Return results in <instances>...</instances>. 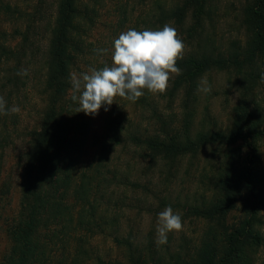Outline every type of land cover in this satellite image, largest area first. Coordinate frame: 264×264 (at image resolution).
<instances>
[{"label":"trees","instance_id":"16d2710c","mask_svg":"<svg viewBox=\"0 0 264 264\" xmlns=\"http://www.w3.org/2000/svg\"><path fill=\"white\" fill-rule=\"evenodd\" d=\"M84 1L55 0V14L46 27L47 47L41 50L44 74L39 93L40 123L37 128L23 131L21 137L24 148L19 155V207L15 218L3 229L9 248L0 264H68L65 255L73 247L72 242L79 239L81 250L83 232L88 230L93 235V229L101 228L95 217L99 194L116 186V182L117 186L130 182L126 174L114 176L108 166L110 154L119 146L126 152L127 148L133 153L142 150L150 162H170L173 168L179 159L195 157L209 148L217 157V167L211 194L201 204L188 206L185 212L205 224L199 246L192 254L154 259L151 249L141 253L130 239H118L128 248L124 261L102 264H151L152 258V264H252V254L261 243L255 228L262 204L258 190L262 183L259 144L264 138V123L253 118L251 109L262 78L260 63L264 62V0H249L244 6L241 26L246 40L242 44L232 42L225 52L204 49V41L199 40L211 16L208 0H178L173 7L154 10L152 26L172 24L183 28L188 20L185 39L191 44L198 38V50L177 61L182 74L173 76L167 92L169 101L182 93V128L168 131L156 103L143 95L135 103L142 110L149 109L159 130L153 135L134 133L124 126L125 116L116 111L91 165L83 163L89 130L84 113L76 112L79 104L71 99L70 81L87 48L80 21L93 10L89 11ZM45 6L46 0H0V96L8 108L19 103L30 60L34 52L40 51L32 39L43 21ZM213 72H226L235 78L238 100L231 121L224 129L202 127L193 131L192 111L199 82ZM7 118L0 115L1 153L15 143L7 131ZM241 199H245L243 209L248 219L240 229L228 232L227 217Z\"/></svg>","mask_w":264,"mask_h":264},{"label":"rangeland","instance_id":"374dc122","mask_svg":"<svg viewBox=\"0 0 264 264\" xmlns=\"http://www.w3.org/2000/svg\"><path fill=\"white\" fill-rule=\"evenodd\" d=\"M17 1L27 3L28 0H15ZM156 1L85 0L84 4L89 11H93L80 21L82 34L86 35L87 48L80 55L74 72L81 74L93 67L99 70L105 65L111 66L113 42L121 32L131 28L137 31L161 29L159 25L151 24L154 10L157 11L160 6L173 7L178 0H158L159 3ZM248 2L249 0H208L211 16L206 20L199 39L204 41L202 42L204 49L225 52L232 42L242 44L246 40L241 19L243 8ZM55 5V0H46L43 21L38 27V33L32 39L40 51L34 52L30 60V72L26 87L20 94L19 103L10 106V108L18 106L20 111L7 115V131L15 143L3 153L0 152V261L9 248V241L3 229L15 218L19 207L22 175L19 155L24 148L21 137H24L23 131L37 128L40 123L42 104L39 101L41 99L39 93L44 74L41 56L47 47L46 27L55 14ZM189 24L188 20L183 28L170 24L186 45L184 56L198 50V38L191 41V44L185 39ZM101 49L106 51L101 53L99 51ZM260 69L261 77H264V62L260 63ZM202 82H206L211 87V92L205 94L196 91L197 101L192 111L193 131L202 127L224 129L231 121L232 110L238 100L235 78L226 72H213L205 75L198 87ZM169 87L163 94H153L145 90L144 95H148L149 101L153 100V104L156 103L157 109L168 125V131L170 129L179 131L182 128L184 113L181 107L182 93L169 101L167 98ZM115 103L109 106L107 111L102 107L95 116L84 114L86 116L84 124L89 130L87 138L89 147L83 158V163L86 165H91L99 154L100 141L107 137L108 123L116 116V111L125 116L127 121L124 126L134 133L153 135L159 130L158 124L150 116L149 109L142 110L141 105L120 97L115 98ZM251 113L254 119L264 123V79L262 78L254 91ZM259 148L262 183L258 190L262 204L258 214L259 223L255 230L261 238V243L252 254V264H264V138L260 141ZM115 149L110 154L108 166L114 176L121 177L126 174L130 182L124 186H117L118 182H116V186L105 188L106 191L99 194L95 217L96 223L100 224L101 228L93 229V235L88 230L83 232L85 238L81 250L78 248L79 239L72 242L73 247L65 255L68 257V264L124 261L128 248L118 242L125 239H130L133 248L138 252H148L147 248L151 249L154 259L162 257L168 260L177 254L182 257L192 254L199 246L205 224L192 216H187L185 212L188 206L201 204L211 194L212 177L217 167V157L212 149L202 150L195 157L187 156L179 159L174 168L170 162L163 164L159 161L150 162V157L148 158L147 153L142 150L133 153L132 149L127 148L128 152H126L121 146ZM244 203L245 199H241L234 211L228 215L226 231L231 232L244 226L248 219L244 213ZM167 206H171L174 212H179L182 216L183 230L179 233H169L167 244L158 245L157 216ZM153 258L150 260L151 264Z\"/></svg>","mask_w":264,"mask_h":264},{"label":"clouds","instance_id":"9594fccd","mask_svg":"<svg viewBox=\"0 0 264 264\" xmlns=\"http://www.w3.org/2000/svg\"><path fill=\"white\" fill-rule=\"evenodd\" d=\"M185 49V43L170 24L159 30L137 31L131 28L121 32L113 42L111 66L105 65L99 70L93 67L85 73L70 74L71 99L79 104L76 112L95 116L102 107L107 111L116 97L135 103L145 90L153 94L165 93L173 76L182 74L177 61L183 59ZM99 51L103 53L106 50ZM24 74H27L26 70ZM197 90L207 94L211 92V87L202 82ZM19 111L18 106L8 108L6 100L0 96V115ZM182 230V216L171 206L158 213V245L167 244L169 233Z\"/></svg>","mask_w":264,"mask_h":264}]
</instances>
